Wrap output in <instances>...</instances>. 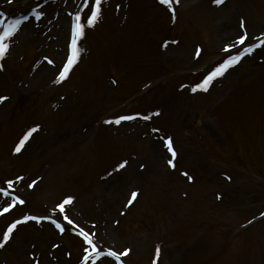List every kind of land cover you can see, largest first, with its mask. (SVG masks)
Segmentation results:
<instances>
[{"label": "rangeland", "instance_id": "1", "mask_svg": "<svg viewBox=\"0 0 264 264\" xmlns=\"http://www.w3.org/2000/svg\"><path fill=\"white\" fill-rule=\"evenodd\" d=\"M91 2L0 0L43 13L0 56V186L23 201L0 196V237L19 216L51 218L16 224L0 264H82L81 229L103 253L83 264H264V0H101L89 26Z\"/></svg>", "mask_w": 264, "mask_h": 264}, {"label": "snow or ice", "instance_id": "2", "mask_svg": "<svg viewBox=\"0 0 264 264\" xmlns=\"http://www.w3.org/2000/svg\"><path fill=\"white\" fill-rule=\"evenodd\" d=\"M174 2H175V0H160V3L164 4V5H167L169 10H171L172 3H174ZM220 2H221V0H213V3L219 4ZM82 3L87 4L88 0H82ZM100 4H101V0H92L91 5H90V12L88 13L87 18H86V23L89 26H91L95 22L96 17L99 15V6H100ZM38 8H39V6L37 5V8H34L32 10L34 17L37 18V19L43 14L41 11L38 10ZM74 15H75L76 21L78 22L79 21V17H80V13L76 12ZM0 18H2V14H0ZM23 19L27 20L28 17L25 16V17H23ZM19 23H20V21L17 20L15 22H13L12 24L8 25L7 27H5L3 31H0V56L4 55L5 50L8 47L7 43H5L6 38L13 34V32L16 30V28L19 25ZM78 28L80 29V34H82L83 25L82 24H78V23H74L73 24V28H72L73 39H75L76 36H77V29ZM261 35L264 36V34H261ZM244 40H245V36L241 35V36L238 37V40H237L236 43L237 44L243 43ZM262 42H264V41H262ZM259 46H260L259 43L249 44V45H247L246 47L243 48V51L240 53V55H243L244 53H250L254 47H259ZM228 47H231V46L230 45H226L225 46V50H227ZM77 54H78V50H77ZM238 59H239V56H231V57H229V59L224 60L223 63L218 64L216 68H214L211 72H209L208 75H206L203 78V80L196 85V88H201V89L206 90V87H207L208 83L214 77L221 75L223 70L226 67H228L230 63H235ZM74 62H75L74 61V55H73V53L71 51V46H70V50H69V55H68L67 61L64 63L63 68L58 73V77H57V81L56 82H59L60 79H63L66 76L68 69L71 67V65ZM195 90L196 89L194 88L193 91H195ZM4 99H6V98L0 96V101H2ZM129 118L130 117H125V116L116 117L114 122L115 123H119L121 120L129 119ZM144 118L147 119V117H144ZM105 122L107 123L108 121H105ZM31 131H34V129H29V132H31ZM27 135H28V133H26L25 137H23L21 139L20 143L17 144V146L14 149V151H18L19 150L20 145L23 143V139H26ZM164 144L166 146H168V151L172 152L170 141L168 139L164 140ZM173 155H174V153H173ZM168 163H169V165H171L172 161L169 160ZM16 179L19 180L21 178L20 177H16ZM188 179H191V177H188ZM5 183L8 184L9 186L12 185V181L11 180L5 181ZM31 186L32 185H29V187H31ZM10 195H11V193L7 189H5L4 187L0 186V196L9 197ZM132 195L135 196L136 193H133ZM11 199L13 201H17L19 203H23V201L19 200V198L17 196H15V195H11ZM70 200H71L70 196L65 197L62 202L57 203L55 205V207L53 209H51L52 212H57L58 211L57 218L51 220V222L53 224H55L57 228H60V224L57 223V220L59 219V215L63 214V212H64L63 204H67ZM129 203H131V200H129ZM11 207H12V204H8V208H11ZM2 211H7V209H3ZM261 215H264V213H261ZM23 219L27 220V219H29V217L27 215H25ZM31 219L36 220L37 222H39L41 219H51V218H50V216H33V217H31ZM64 219L68 220V217L64 216ZM21 222L22 221L17 220V221H14L12 223H9L7 225V229L2 231V237H0V244H2L4 241H6L9 238V234L12 232V230L15 227V225L19 224ZM68 223L71 224L72 221L68 220ZM81 234L83 235L84 242L91 246V252L89 251L88 247H85L83 249L84 256L82 258V264H83V261L89 259V257H92L94 259H98L100 255H103V253H98L97 248L93 244V241H92L89 233L84 232L83 229H81ZM55 246L56 245H53V247H55ZM128 251H129L128 249H124L123 252H120L118 254L117 252L109 250L107 252V255L110 256V257L115 258L116 261L119 262L120 256L125 255ZM157 254H158V249H157ZM154 264H155V261H154Z\"/></svg>", "mask_w": 264, "mask_h": 264}]
</instances>
